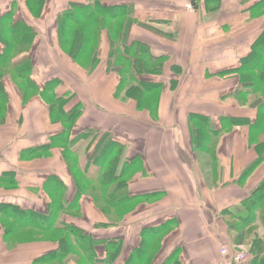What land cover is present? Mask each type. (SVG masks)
I'll return each instance as SVG.
<instances>
[{
  "label": "crops",
  "instance_id": "1",
  "mask_svg": "<svg viewBox=\"0 0 264 264\" xmlns=\"http://www.w3.org/2000/svg\"><path fill=\"white\" fill-rule=\"evenodd\" d=\"M194 1L100 0L102 7L131 9L114 31L101 16L82 24L88 42L92 34L99 39L96 63L86 69L82 57L70 54L80 34L71 32V44L63 49L61 20L77 9L74 4L91 2L46 0L33 13L26 0L15 8V0H0V20L14 10V20L35 31L29 53L34 83L41 91L56 86L63 101L56 113H81L71 126L70 158L108 181V189L96 192L100 180L79 208L61 218L96 243L88 264H213L222 249L238 247L247 250L249 264H264V150L251 143L264 110L247 107L243 94L236 97L241 80L234 74L264 32V16H252L260 0ZM120 34L126 46L115 44ZM4 50L0 40V54ZM122 52L134 60L159 58L152 60L161 64L159 73L126 79L116 72ZM3 86L9 104L0 125V204L47 215L51 178L68 187L66 201L72 204L77 186L63 145L47 157L25 156L59 138L66 122L53 120L43 95L25 102L11 79ZM193 115L209 118L215 131L228 118L236 124L212 142H196ZM101 142H109L108 149L94 154ZM93 194L103 200L96 204ZM110 196L120 204L110 206ZM27 241L7 242L0 225V264H40L61 251L57 241ZM115 242L119 253H111ZM57 261L79 264L65 257Z\"/></svg>",
  "mask_w": 264,
  "mask_h": 264
},
{
  "label": "trees",
  "instance_id": "2",
  "mask_svg": "<svg viewBox=\"0 0 264 264\" xmlns=\"http://www.w3.org/2000/svg\"><path fill=\"white\" fill-rule=\"evenodd\" d=\"M19 1L20 0H15L14 8L17 6ZM26 1L33 13H38V11L41 12L46 2V0ZM88 1L91 2L89 5L74 4L73 7L77 9L74 12H67L65 17L61 20L62 31L65 33L64 37L67 41L65 45H63V49L65 51H67L71 44V42L68 44L71 32L76 31L81 35H79L80 38H77L74 41L73 48L71 49L72 53L70 54L75 60L82 57V66H91V64H95L99 49V39L96 38L95 34L91 35L89 41H94L93 43H89L87 39L82 36V24L86 20L93 17L95 18L97 16H101L106 24L110 25L111 30L114 31L117 27L124 25V21L119 20L124 19L131 9L128 7H102L100 5V0ZM254 7L255 8L252 12L253 17L254 15L264 16V0H260ZM14 16L15 13L13 10L10 14L0 20V40L5 45L3 54H0V125L5 122V113L9 104L8 94L3 86L4 80L11 79L15 83L17 88L22 93L25 102L41 95L48 99L47 101L49 102V108L53 120H55V117L58 116L66 122L67 127L64 133L59 138L54 139L50 145L40 149L31 150L29 152L27 151L25 156L35 157L39 155L47 157L50 151L55 149L57 146L63 145L62 148L64 150L65 161L76 180L77 194L74 202L72 204H68L66 201L68 187L64 183L59 182V180L51 178L48 180V184L52 188V195L50 197L51 202L47 215L40 216L33 212L24 211L15 205L0 204V225L3 227L5 240L11 244H22L26 240H28L27 242L57 241V243L61 246V251L58 254L42 259V261L39 262L40 264H60V262L57 261V258L65 257L70 260L71 256L73 257L72 260H76L79 264L81 263L80 259L88 263L92 260V258L96 257V243L91 237L86 236L79 229L63 224L61 222V218L67 213V211L70 212L71 210L77 209V207L79 208L81 198L88 194L86 193L87 191L95 189L97 183L100 182L103 176L100 173L93 176L88 171L81 170L77 164L78 159L73 160L70 158L71 152L73 151V147H71L70 144L71 126L81 113L76 111L75 113H71V115L56 113V111L63 106L62 99L58 98L56 95V86L51 84L45 91H41L34 83L32 79L34 68L32 66L29 53L32 43L36 38V34L31 26L24 22H16L14 20ZM123 40V36L120 34L118 39H116L115 44H117V46H126L123 45ZM133 46L138 48L136 45ZM129 55L130 54L127 55L125 52H122L120 57L123 58L125 64L120 66L122 59L119 58V66L116 68V70H118L116 72L125 75L126 79L131 77L132 81L135 82L136 78L143 72L159 73L161 64L158 62H152V60H158L159 58H136L134 60L133 58H135V56L130 57ZM88 66L85 68L87 69ZM121 67H123V69H121ZM234 74H237L241 80L236 97L243 94V103L247 107L256 109L261 108L263 111L264 99L261 96H258V94L259 92L261 93V91L264 92V32L253 45L252 54L246 59L241 68L235 70ZM134 89H136V87L132 86L131 90ZM262 114L263 113H261V117L252 127L253 134L251 137V143L257 148H262L264 150V117ZM235 124L236 120L234 118H228L222 130L215 131L211 126L210 119L205 116L193 115L190 119L191 130L196 142H212L213 136L216 138H218L221 134V136H223V134L226 133L228 129L235 126ZM110 143H112V140ZM108 144L109 142L103 144L101 142L99 148L95 150L94 154L107 150ZM112 146L113 149H117V153H119V147L115 144ZM262 159H264V155L262 156ZM253 170L254 168H249L247 174H250ZM2 181L4 182V180ZM2 181H0V183ZM107 184V179H105V181L104 179L103 181L101 180V189L96 190V192L102 191L104 186L108 189ZM123 184L125 183H122L121 186ZM91 197L94 199L96 204L103 200L100 194H93ZM106 200L110 206L120 204L119 201L117 203H113L111 196ZM120 202H122L121 204L124 203V201ZM75 214L78 215L79 213ZM24 233L28 234V238L26 240H22V234ZM112 244L114 245L111 246H115V248L111 250V253L114 250L116 251V248L119 253L120 244H118V242Z\"/></svg>",
  "mask_w": 264,
  "mask_h": 264
},
{
  "label": "built area",
  "instance_id": "3",
  "mask_svg": "<svg viewBox=\"0 0 264 264\" xmlns=\"http://www.w3.org/2000/svg\"><path fill=\"white\" fill-rule=\"evenodd\" d=\"M221 259L213 264H249L250 257L244 247H238L235 250L222 249Z\"/></svg>",
  "mask_w": 264,
  "mask_h": 264
},
{
  "label": "rangeland",
  "instance_id": "4",
  "mask_svg": "<svg viewBox=\"0 0 264 264\" xmlns=\"http://www.w3.org/2000/svg\"><path fill=\"white\" fill-rule=\"evenodd\" d=\"M262 116L264 117V113L262 114ZM119 217H117V221H119ZM76 254H78L77 252H75ZM75 254V255H76ZM79 255V254H78ZM77 256V255H76ZM71 258H73L72 256H71ZM77 258H78V256H77ZM80 259V258H79ZM81 260V263L80 264H88L86 261H84V260H82V259H80Z\"/></svg>",
  "mask_w": 264,
  "mask_h": 264
},
{
  "label": "water",
  "instance_id": "5",
  "mask_svg": "<svg viewBox=\"0 0 264 264\" xmlns=\"http://www.w3.org/2000/svg\"><path fill=\"white\" fill-rule=\"evenodd\" d=\"M192 5H193V6L195 5V1H194V0H192Z\"/></svg>",
  "mask_w": 264,
  "mask_h": 264
}]
</instances>
